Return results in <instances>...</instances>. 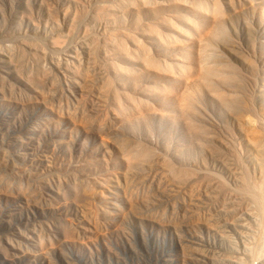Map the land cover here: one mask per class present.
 <instances>
[{
	"label": "rangeland",
	"instance_id": "374dc122",
	"mask_svg": "<svg viewBox=\"0 0 264 264\" xmlns=\"http://www.w3.org/2000/svg\"><path fill=\"white\" fill-rule=\"evenodd\" d=\"M0 264H264V0H0Z\"/></svg>",
	"mask_w": 264,
	"mask_h": 264
},
{
	"label": "bare ground",
	"instance_id": "6f19581e",
	"mask_svg": "<svg viewBox=\"0 0 264 264\" xmlns=\"http://www.w3.org/2000/svg\"><path fill=\"white\" fill-rule=\"evenodd\" d=\"M220 7V6H219ZM224 33V32H223ZM226 38H227V36H226ZM228 70V69H227ZM209 75V74H208ZM208 78V77H207ZM225 81V80H224ZM192 105V104H191ZM190 110V109H189ZM263 165V164H262Z\"/></svg>",
	"mask_w": 264,
	"mask_h": 264
}]
</instances>
